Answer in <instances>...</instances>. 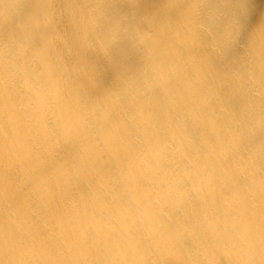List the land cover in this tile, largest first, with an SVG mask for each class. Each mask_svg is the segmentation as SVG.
<instances>
[{
  "label": "clouds",
  "instance_id": "clouds-1",
  "mask_svg": "<svg viewBox=\"0 0 264 264\" xmlns=\"http://www.w3.org/2000/svg\"><path fill=\"white\" fill-rule=\"evenodd\" d=\"M0 264H264V0H0Z\"/></svg>",
  "mask_w": 264,
  "mask_h": 264
}]
</instances>
